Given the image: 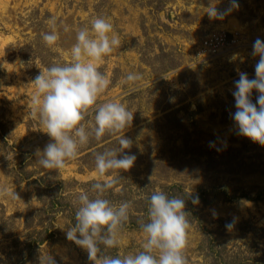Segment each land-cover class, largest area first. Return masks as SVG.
I'll list each match as a JSON object with an SVG mask.
<instances>
[{"label": "rangeland", "instance_id": "1", "mask_svg": "<svg viewBox=\"0 0 264 264\" xmlns=\"http://www.w3.org/2000/svg\"><path fill=\"white\" fill-rule=\"evenodd\" d=\"M229 3L0 0V185L20 198H0V264H40L42 254L57 264H93L66 238L75 222L72 201L99 179L94 153L119 147V135L133 140L124 151L137 159L131 169L119 170V183L106 193L113 203H132L120 245L106 249L109 254L141 250L143 233L132 226V216H141L147 197L160 190L185 198L189 264H264V146L239 135L230 116L238 72L255 77L259 57L251 52L255 39H264V0H237L239 7L223 19L205 11L210 5L223 11ZM97 16L110 20L121 40L99 66L111 84L98 102L125 104L133 121L124 133L92 140L64 169L48 170L35 154L51 138L32 115L31 82L44 68L69 62L76 31L90 28ZM53 17L59 40L48 47L42 35L53 30ZM220 30L236 42L216 57H199L198 45ZM130 72L142 79L124 83ZM258 95L253 90V103ZM194 195L199 204L192 203ZM31 239L41 244L30 245Z\"/></svg>", "mask_w": 264, "mask_h": 264}, {"label": "clouds", "instance_id": "2", "mask_svg": "<svg viewBox=\"0 0 264 264\" xmlns=\"http://www.w3.org/2000/svg\"><path fill=\"white\" fill-rule=\"evenodd\" d=\"M238 7L237 0H230L229 7L223 11L211 5L205 11L210 19H223ZM48 23L53 30L44 33L42 40L46 46L53 47L59 40L56 19L50 18ZM90 25L76 31L69 62L44 68L31 82L35 87L31 97L32 115L51 138L35 154L39 157L37 163L48 170L64 169L92 140L124 133L133 121V112L125 104L113 100L98 102L111 84L99 66L105 57L120 48L121 40L105 17H94ZM251 55L259 57L254 66L255 77L250 79L246 72H238L239 78L233 82L231 93L236 110L230 116L239 135L264 146V39H255ZM141 79L142 74L130 72L123 82L134 84ZM253 90L259 93L255 103ZM117 142L119 147L94 153L99 179L92 183L90 191H81L74 197L75 222L67 229L66 238L86 250L93 264H189L186 249L191 223L185 198L170 197L160 190L147 197V218L137 220L143 233L141 250L116 255L106 251L120 245L132 208L127 200L113 203L106 198V193L119 183V170L131 169L137 159L135 154L124 151L132 147L131 138L119 135ZM209 146H214L213 142ZM0 198L20 199L8 185H0ZM191 199L193 204H199L198 195ZM225 227L231 230L233 223ZM40 264H57V261L50 254H42Z\"/></svg>", "mask_w": 264, "mask_h": 264}, {"label": "built area", "instance_id": "3", "mask_svg": "<svg viewBox=\"0 0 264 264\" xmlns=\"http://www.w3.org/2000/svg\"><path fill=\"white\" fill-rule=\"evenodd\" d=\"M235 42L236 36L232 37L226 31H212L198 45L196 52L203 59H211L223 53Z\"/></svg>", "mask_w": 264, "mask_h": 264}, {"label": "trees", "instance_id": "4", "mask_svg": "<svg viewBox=\"0 0 264 264\" xmlns=\"http://www.w3.org/2000/svg\"><path fill=\"white\" fill-rule=\"evenodd\" d=\"M148 201V200H147ZM51 203H52V206L54 207L55 206V202L53 201V200H51L50 201ZM147 208H148V203L146 202V204L142 207V215L141 214H139V215H141V216H138V217H136L137 215H133L132 216V220H133V222L131 223L132 224V226H139V225H137L138 223H137V220H138V218H141V217H143V218H147ZM135 216V217H134ZM29 223V222H28ZM28 226H30V228L29 229H32V227H31V224H28ZM27 226V227H28ZM33 230V229H32ZM38 243H40V241H38L37 239H31L30 240V245L31 244H38ZM41 244V243H40ZM216 261V260H215Z\"/></svg>", "mask_w": 264, "mask_h": 264}, {"label": "bare ground", "instance_id": "5", "mask_svg": "<svg viewBox=\"0 0 264 264\" xmlns=\"http://www.w3.org/2000/svg\"><path fill=\"white\" fill-rule=\"evenodd\" d=\"M233 26V25H232ZM233 29L236 30V32H241L243 30V27L238 26L237 24L233 26ZM235 32V33H236Z\"/></svg>", "mask_w": 264, "mask_h": 264}]
</instances>
